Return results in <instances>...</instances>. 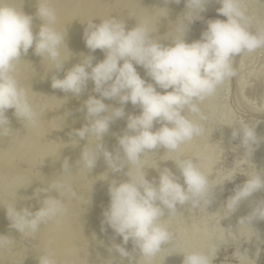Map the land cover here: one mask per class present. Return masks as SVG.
<instances>
[{"label":"clouds","instance_id":"clouds-1","mask_svg":"<svg viewBox=\"0 0 264 264\" xmlns=\"http://www.w3.org/2000/svg\"><path fill=\"white\" fill-rule=\"evenodd\" d=\"M208 2L186 0V11L176 21L174 38L168 33L163 37L155 36L151 18L147 16L131 29H127L124 20L115 17L100 20L98 24L92 19L87 22L83 38L90 51L104 52V59L93 64L94 57L86 56L68 69L63 78L54 75L51 80L53 89L76 97L85 91L91 80L93 91L99 94L100 98L90 95L84 101L81 110L86 111L88 122L74 130V135L80 139L94 137L96 140L93 146L83 148L76 164L91 172L102 156L112 173L127 168L126 180L113 179L109 184L110 202L103 211L102 231L107 224L122 237L124 245L131 240L134 251L139 252L135 264H153L154 259L173 243L174 234L163 222L166 215L175 216L178 206L207 210L213 190L209 177L196 159L173 160L183 178L181 184L180 177L167 167L158 169V179H147L143 157L160 148L179 152L182 145L204 135L206 129L201 122L206 121L207 116L199 104L216 96L225 81L236 75L234 58L264 48V28L253 31L256 18L249 15L245 0H216L222 5L218 13L227 20H209L199 40L186 42L188 25L195 20L194 16L205 10ZM36 16L42 23L34 33L33 16L12 0H0V137H7L13 130L6 115L9 109H14L15 117L23 123L32 127L39 123L28 90L17 76L22 56L34 49L35 55L46 57L57 71L62 70L69 59H61L62 48L69 51L66 31L56 28L57 10L51 0H39ZM164 40L170 43H163ZM136 65L142 66L154 83L142 78ZM157 87L164 91H157ZM104 99L117 100L121 107L113 108L105 104ZM129 102L139 106L141 112L128 116L126 130L117 137L118 147L109 151L102 143L103 137L111 122L125 116L123 105ZM154 123L160 124L156 130H153ZM237 137L245 155L249 150L252 153L253 145L259 142L255 125L244 119L232 132V138ZM62 172H72L68 158L63 161ZM261 189H264V174L255 171L227 200L224 210L231 214L242 200ZM53 191L71 197L77 195L66 181L37 189V195L44 194L38 210L18 209L16 205L7 208L11 227L21 234L34 235L41 224L50 221L59 224L67 210L63 200L49 194ZM254 218L264 219V202L249 216L241 218L239 224L250 227ZM12 243V238L0 235V248ZM221 244L222 241L213 242L206 251L183 253V264H213ZM110 249L119 254L121 261L128 258L129 264H133L132 253L121 244H114ZM39 264H57L55 254L47 251L40 255Z\"/></svg>","mask_w":264,"mask_h":264},{"label":"bare ground","instance_id":"bare-ground-1","mask_svg":"<svg viewBox=\"0 0 264 264\" xmlns=\"http://www.w3.org/2000/svg\"><path fill=\"white\" fill-rule=\"evenodd\" d=\"M180 1L181 5H179V8L172 9V4L166 8H161L152 3L136 8L139 5V0H113V2H108V0H51L52 6L57 10L56 28L62 32L66 31L65 42L69 51L66 48H62L61 59L66 60L68 57L69 59L64 63L63 69L57 71L53 69L54 65L46 57L42 58L35 55L34 49H29L27 55L22 56L23 60L19 62L17 67L18 79L28 90L29 101L34 110L36 111L37 106H39L40 99L45 97L48 99L50 112L45 116L43 115L44 117L39 120L37 127L27 125V134L17 144L10 145L7 137H0V229L3 231L2 235L13 239V243L6 246L9 254L7 257H11L12 260L15 259V262L17 260L18 264H39V256L51 251L55 254L57 264H85V259L96 253L98 257L94 264H111V260L113 264H129L128 258H123V261H121L119 254L110 249L114 244H121L127 251L132 253L133 264L139 260V252L134 251V245L131 240L124 245L122 237L117 236L107 224L103 225L105 230L102 231L103 211L110 202L109 184L113 179L117 181L126 180L127 177L124 172L127 171V168L120 173H112L108 170L102 156L98 159L96 166L91 172L76 164L83 148L85 146H93L96 140L94 137L80 139L74 135V130L81 128L88 122L85 119L86 111L81 110L84 101L90 95L100 98L99 94L93 91L94 84L91 80L79 97L59 89H53L51 80L54 75L58 78H63L70 64L80 63L86 56L94 57L93 64L104 59V52L99 49L92 52L86 47L83 36L87 22L90 20L94 19L93 22L98 24L100 20L115 17L124 20L127 29H131L142 18L147 16L151 18L155 36L163 37L168 33L170 37L174 38L176 21L181 17L180 12L181 10L183 12L186 6V0ZM12 2L17 7L21 6L26 14L33 16V31L37 33L42 23L36 16L39 0H12ZM127 6L131 9L128 10ZM170 8L172 11H170ZM213 11L214 9L207 3L205 10L200 15ZM162 42L170 43L169 40ZM75 56H77V59H75ZM136 68L142 78L149 83H154L146 75L142 66L136 65ZM157 91L163 92L164 90L157 87ZM208 99L199 104L201 111L205 110ZM104 103L113 108L121 107L117 100L104 99ZM123 107L125 116L110 123L109 131L102 140V143L109 151H115L118 147L117 137L126 130L128 116L139 115L141 112L139 106H134L130 102L123 105ZM227 112L228 110H226ZM7 114L13 116L14 109H9ZM185 114L188 115L187 112ZM222 116H224L223 113ZM225 116V119L222 117V120L217 119L216 121L221 129H225L229 124L228 113ZM159 127V123H154L153 130ZM223 135L221 131L211 144L203 145L202 147L191 141L182 145L179 152H168L165 150L163 158L155 170H151L150 165H145L147 179H158V169L165 167L169 168L177 177H180L173 160L179 158L180 153L184 150L190 151L185 159H196L201 164L202 171L205 174L208 173L211 163L215 162L216 158L225 149L231 148L230 137ZM65 158H68L69 163L72 165L71 174L62 172V164ZM37 159L43 164V168L40 172L35 173L32 171V165ZM57 181L70 183L77 194L76 197H71L68 194L61 195L55 191L49 193L63 200L67 210L66 214L59 224L55 221L41 224L34 235H28L31 237V244L23 246L18 239L22 234L11 227V221L7 217V208L16 205L18 209L29 207L33 212L38 210L44 194L37 195V189L47 188L50 184ZM96 181H99L98 186H95ZM179 182L183 184L182 177H180ZM219 194L220 192L218 191L217 196ZM263 195L264 190H258L246 198L240 208L238 207L237 216L229 223L231 227L226 225L231 233L237 229L240 234L247 232L249 237L251 232L257 228L260 218H254L250 223V227L240 226L239 221L241 218L249 216L257 205L264 202ZM218 201V199L215 200V204ZM187 208L178 206V209L184 215H191ZM184 218L182 220L183 223ZM197 221H192L193 223L190 224V232L187 231L190 233L189 239H187L184 224L179 222L178 225H180L176 226L175 234L181 242L178 241L181 244L184 243V245L187 243L186 248L189 247V250H185L178 242L180 248H177L178 251L175 252L172 258L174 264H183V253L201 249L206 251L213 242L220 243L222 241L219 250L222 248L224 228L219 225V222L217 221L218 224L215 225H218L216 229L214 228L215 233L213 229L209 228L210 226H205L200 221H198V224L200 222L203 226L201 224L198 225ZM163 222L166 225L170 223L167 218H163ZM173 223L175 224V222ZM11 231L15 232L16 235L11 236ZM211 231L215 234L211 233ZM25 235L27 236V234ZM255 241L256 245H259L262 237ZM9 260L11 259L9 258ZM168 263L169 260L165 256L164 251L153 261V264ZM138 264H142V262H138ZM236 264H247L245 257H238Z\"/></svg>","mask_w":264,"mask_h":264},{"label":"rangeland","instance_id":"rangeland-1","mask_svg":"<svg viewBox=\"0 0 264 264\" xmlns=\"http://www.w3.org/2000/svg\"><path fill=\"white\" fill-rule=\"evenodd\" d=\"M139 1V5L136 8L150 3L161 8H166L172 4V9H178L179 5H181V1L179 4L176 3L175 0H168L167 3L165 0ZM108 2H113V0H108ZM208 4L214 9V11L204 15L199 14V16L193 17L195 20L188 25V30L185 33L184 38L186 42L191 43L199 40L202 33L207 29L208 20L210 18L211 20H227V17L219 14L217 11V9L222 6L220 3H217L216 0H209ZM245 6L249 15L256 18L253 23V31L258 30V27L259 29L264 28V0H245ZM130 9L131 8H128V10ZM172 9L170 8V11H172ZM185 11L186 6L183 9V12ZM183 12L181 10V17L184 15ZM75 59H77V56H75ZM72 66L73 64H70L68 68L70 69ZM234 69L236 71V75L225 81V83L218 89L216 96L208 99L205 105L206 108L202 111L207 116V120L201 122L204 124L206 129L205 134L192 140L194 144H198L199 147H202L203 145L211 144L222 131V135L224 134L223 136L230 137L231 148L225 149V151H223L220 156L216 158L215 162L211 163L212 165H210V171L206 173L209 177L210 187L213 188L211 203L208 205L207 210L204 208L192 209L191 207L185 206L188 207L187 209L191 215H184L180 209H178L180 212H178L175 216L166 215L164 217L168 219V222H170L167 227H169V230L174 234L173 243L163 250L165 256L169 260L168 264H174L172 258L174 257L175 252L178 251L177 248H180V245H178L180 239H178L175 234V228H177L176 226L179 222H182L184 217L189 218L186 220L184 218V223L182 222L186 228V232L190 230V224L195 222V220L200 221L203 225L205 224V226H210L209 228L213 229L214 232L218 226L215 225L218 224V222L219 225L224 228V234L222 233L224 237L223 246L215 256L213 264H236L238 257L240 256L245 257L247 264H264V219H259L257 224L258 226H256L257 228L251 232L249 237L247 232L240 234L237 229L232 232L235 234L233 236L231 231L228 230L229 227H231L229 223H231L230 221L232 219H235L234 217L237 216L241 204H243L246 199L242 200L239 203V208L237 207V209L231 214L228 215V213L224 210L227 200L246 182L248 176L254 175L255 171L264 174V48H261L254 53L243 54L234 58ZM143 70L145 71L144 68ZM38 105L39 106H37L36 112L40 120L48 112H50L48 99L42 97ZM226 110H228L229 124L225 129H221L220 126L218 127L216 121L217 119L222 120V117L223 119L226 118ZM222 113L224 116H222ZM6 115L9 117L10 126L13 129L7 136V141L8 144L14 145L27 134L28 124L18 120L15 115L11 116L7 113ZM241 119L255 125V132L259 141L257 144L253 145L252 153L251 150H249L246 155L245 149L241 146L240 138H232V132L234 128L237 127ZM164 152L165 149L160 148L157 149L156 152L145 154L143 157L144 164L150 165V169L155 170L158 163L162 160ZM189 153V150H184L180 153L179 158H185ZM42 168L43 164L40 163L39 159H37L32 165V171L35 173L40 172ZM98 185L99 181H96L95 186ZM217 187H219L218 190H216ZM218 191L220 192L219 196H217ZM217 199L219 200V203H216L218 205L215 204V200ZM189 220H192L193 222H190ZM198 221L196 222L197 224ZM173 222H175V224ZM200 222L199 224H201ZM226 225L229 227L227 228ZM189 232L186 233V236L188 237L187 239L190 238ZM214 232L211 231V233L215 234L216 232ZM2 234L3 231L0 229V235ZM15 235V232L11 231V236ZM260 237H262V241L259 245H256L255 240ZM18 239L20 241L19 243L23 246H28L32 242L31 237L28 235L26 236L25 234L19 236ZM180 242L179 244H181ZM187 245V243L185 245L184 243L181 244V246L188 251L189 247L186 248ZM200 251L203 250L201 249ZM241 253L246 256L241 255ZM7 256H9L7 248H0V264H18L17 260L15 262V259L12 260L11 257ZM97 257L96 253L91 254L85 259V264H94ZM9 258L11 260H9Z\"/></svg>","mask_w":264,"mask_h":264}]
</instances>
